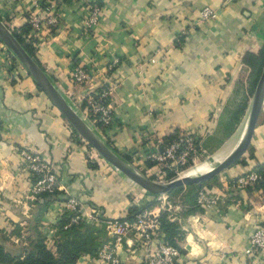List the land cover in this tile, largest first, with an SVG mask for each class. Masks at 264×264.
<instances>
[{
  "label": "crops",
  "instance_id": "1",
  "mask_svg": "<svg viewBox=\"0 0 264 264\" xmlns=\"http://www.w3.org/2000/svg\"><path fill=\"white\" fill-rule=\"evenodd\" d=\"M95 4L101 11L88 26L89 6ZM204 6L215 9L216 17L201 19ZM33 17L39 19L37 27ZM0 19L10 31L31 24L26 39L34 37V60L77 113L76 107L85 112L87 96L110 89L113 120L101 130L119 153L143 149L146 145L137 144L145 135L157 140L212 126L211 115L218 116L233 89L243 86L244 56L259 53L264 44V0H0ZM76 68L88 77L75 81ZM72 137L29 75H13L0 47V230L10 231L15 223L26 226L34 211L36 195L24 201L21 192L11 189L27 184L22 150L61 165V184L70 196L78 190L75 184L86 185L93 189L89 205L105 208L109 220L126 215L129 206L122 205L124 198L116 201V190L89 185L102 180ZM243 156L226 171L228 179L210 188L215 207L190 213L179 202L168 213L183 234L178 241L182 264H264V253L252 257L244 252L254 229L264 227V193L253 186L229 188L235 176L264 165V101ZM13 174L19 178L10 182ZM63 204L58 199L49 204L42 230V224L54 222L55 213L61 214ZM157 233L158 238L141 241L128 231L119 243L107 233L103 248L107 245L119 264H143L157 241L165 242L160 228ZM20 241L16 236L8 240L10 247ZM81 260L109 264L89 255Z\"/></svg>",
  "mask_w": 264,
  "mask_h": 264
},
{
  "label": "rangeland",
  "instance_id": "2",
  "mask_svg": "<svg viewBox=\"0 0 264 264\" xmlns=\"http://www.w3.org/2000/svg\"><path fill=\"white\" fill-rule=\"evenodd\" d=\"M12 32V31H11ZM0 47L1 52L3 53L5 61H7V65L9 66V69L11 72H13L14 76H18L19 73H22L24 75H29L26 68L23 66V64L20 62V60L16 57V55L0 40ZM261 50H263V53L258 54V57L256 58V55H253L254 53H247L246 56H244V62L247 66H243L246 68L245 70V79L241 81V84L243 86H236L233 89V92L231 96L228 98L227 102H224L221 104L220 109H217L219 115L214 116L211 115L212 123L210 124L212 126H209L207 124V128H203L204 130L202 132H199L198 134L192 133L189 134L187 132H175L174 135L176 139L178 136L183 137H191L192 138V147L193 150L190 151V153L187 155L186 159L182 161L181 159L176 160H164L162 162H157V160H153L151 158L152 153H157L163 150V148L168 145L170 142L169 140H165L164 137L157 138V140H154L155 137H149L151 135H145L142 136V138L138 139L137 145H146L143 149H136L134 146V149L131 152L128 153H119L116 148L113 146V143L104 135V131L101 130V128H105L104 125L101 124L98 120V115H96L93 110L91 109V106L83 105L86 107L85 112H81V110L78 109V113L80 116H82L83 120L88 124V126L98 135V137L108 146L110 150H112L115 154H117L119 157H121L124 161H126L130 167L135 170L136 172L140 173L141 175L150 178L154 181L161 182V183H168L173 179L182 177V176H196L204 173L205 171H208L212 168H214L223 158H225L237 145L239 142L249 116V111L251 107V101L252 96L254 93L255 86L257 84V81L261 75L263 66H264V44L261 47ZM249 54V55H248ZM253 55L254 57L250 56ZM11 67V68H10ZM29 77L33 80V78L29 75ZM34 81V80H33ZM40 89V88H39ZM41 95L45 97L46 102L50 103V107L57 113V116L60 120L63 121V124L67 129H70L72 131V138L75 141V145H81L83 149V153L85 156V159L87 160L86 164L89 168L95 169L94 175L97 177V179H101L102 181L97 182L94 184L91 182L89 185H95L97 187V191H115V198L117 202H120V198H124L126 201L122 202L124 200H121L122 205H128L129 207H135L137 209L144 208V210H149L150 208H155V211H157V207L162 205V203L167 202L170 204V206H166L167 209L170 210H164L166 213L173 212L175 205L179 204V202L183 201V197L185 196L186 191L189 189L188 186L183 185V190L179 193H175L173 195H169V192L165 194H153L146 189L139 186L137 183L129 179L124 173H122L119 169L114 167L111 163L106 161L98 152L97 150L87 142L70 124V122L66 119V117L62 114V112L58 109V107L50 100V98L46 95V93L41 89ZM74 105V103H72ZM223 106V107H222ZM83 107V108H84ZM75 130V132L73 131ZM173 134V133H172ZM172 139V141L174 140ZM136 145V144H135ZM250 145V144H249ZM71 150V149H70ZM26 151L28 153V150H22ZM34 154V153H33ZM244 157L243 155L240 156L237 161H242ZM25 159V158H24ZM39 161L37 162H22L24 170L26 171L28 177L26 178V186L23 189H20L19 186H14L11 188L12 191L15 187V192L22 193L24 201L26 200V195L32 194L36 195L39 191L37 190L38 186H43L46 183L42 182L38 185L39 180H43L44 175H46L47 170L44 168V173L40 172L39 175H36L35 178L31 181L30 179V173L28 169V165H37L41 164L39 167H42V165H45V167H49V171L57 170L56 173V184L55 189L58 192V195L56 198L58 200L63 201V210L62 212L67 209L65 206V203H68L69 199H75L78 202V208L76 213L81 218H88L89 220L96 221L97 219L106 218L109 219L107 214L110 215V212L107 213L105 211V208L96 206L93 207L89 205V201H92L90 198V195H92V188H88L86 185H81L80 183L77 185L75 184L76 188L78 190L73 189V192H71V196L67 193V188L62 186L61 184V174H62V166H58L55 164H52V162L49 161H43L39 157ZM232 165V164H231ZM228 166L226 169L222 170L218 174L210 177L209 179H206L200 183H197L198 185L204 186L208 191H210L213 184L221 183L225 179L226 171L231 167ZM15 171V169H14ZM34 173V172H33ZM33 175V174H32ZM35 175V174H34ZM19 178L17 175H11L9 176V181L11 182L13 180L16 181ZM12 179V180H11ZM29 179V180H28ZM106 181V182H105ZM232 179L230 180L231 183ZM30 183V185H28ZM60 185V186H59ZM118 185V186H113ZM255 187V186H253ZM257 189V188H256ZM37 190V191H36ZM196 190V189H195ZM36 191V192H35ZM67 191V192H66ZM118 191H121L119 196H116V193ZM67 196H63V195ZM30 196V195H29ZM58 196H61L59 198ZM29 199V198H28ZM30 200V199H29ZM31 201V200H30ZM56 201V200H54ZM115 201V203H116ZM13 207V209H18V206H15L13 203H10ZM113 204V203H112ZM122 205L118 206L119 213L124 211V209H120ZM149 205V206H147ZM128 207V208H129ZM127 208V210H128ZM12 209V210H13ZM48 212V208L45 210V213ZM44 213V214H45ZM107 213V214H106ZM13 214H18L17 212H13ZM43 214V216H44ZM59 214V215H61ZM59 215L55 213L53 215L54 222L51 223L49 226H44L45 229L43 230L45 233L49 235L51 238L53 230L52 226L55 224L56 220L58 219ZM49 228V229H48ZM183 238V237H182ZM19 241V240H18ZM50 243V242H49ZM181 243V242H180ZM7 247L11 246V243L7 241ZM103 248V247H102ZM102 248L100 249L97 256H95V260L97 262L98 259H103L106 262L110 261L99 258V254L102 253ZM104 253H102L103 255ZM84 256V255H83ZM82 257V256H81ZM80 257V258H81ZM80 258L77 261V264H95L94 260L91 261H84L80 260ZM146 258V254H145ZM144 258V259H145ZM105 264V263H104ZM145 264V262L143 263Z\"/></svg>",
  "mask_w": 264,
  "mask_h": 264
},
{
  "label": "trees",
  "instance_id": "3",
  "mask_svg": "<svg viewBox=\"0 0 264 264\" xmlns=\"http://www.w3.org/2000/svg\"><path fill=\"white\" fill-rule=\"evenodd\" d=\"M31 28V24L26 22L18 29L12 30V34L27 53L34 58V37L31 36L30 39H26V35L30 32ZM262 53L263 50L260 49L257 55H253H256L257 58L258 54L261 56ZM253 55L250 56L254 57ZM34 83L40 88L35 81ZM106 102L104 101V103ZM73 131L75 132V130ZM174 133L164 136V139H170L168 142L172 141L176 136ZM237 162L239 161L236 160L234 163ZM256 170L258 172L264 171V165L256 166ZM30 173L33 174H30L31 181L36 175H39L36 172ZM186 186L189 189L183 197L184 200L181 201L186 205V212L192 213L193 211L200 210V206L197 204L198 189L204 186L197 183ZM183 188V186L175 187L169 192V195L179 193ZM254 188L256 189L257 186ZM57 195L56 189L52 192L43 190L36 193L34 211L27 225L22 226L19 223H15L10 231L0 230V264H77L78 259L83 255L91 257L98 255L100 249L109 239L106 229L109 219L100 217L96 221H91L88 218H81L75 211L65 209L51 227L53 230L51 238L41 229L43 214L49 204L57 200ZM37 198L41 199V201ZM145 208L146 206L139 209L129 207L126 215L115 219V221L131 222ZM77 215L79 218L74 222L72 219ZM159 223V228L164 233L165 242L178 247L182 252L183 250L179 246L178 241L182 239L183 234L178 224L175 221H171L168 213L164 210L159 214ZM10 236L19 237L21 241L18 244H13L12 247H7L5 243L9 240Z\"/></svg>",
  "mask_w": 264,
  "mask_h": 264
},
{
  "label": "built area",
  "instance_id": "4",
  "mask_svg": "<svg viewBox=\"0 0 264 264\" xmlns=\"http://www.w3.org/2000/svg\"><path fill=\"white\" fill-rule=\"evenodd\" d=\"M225 2H230L233 0H224ZM53 7V4L50 8ZM100 6L99 5H90L88 17L86 20V24L88 26L93 25L97 22L99 14H100ZM217 15L215 9L204 6L200 11L201 19H213ZM48 21L53 22L52 18L49 17ZM39 22L38 17H33L31 23L34 27H37V23ZM88 77V73L82 68H76L73 73V78L77 82H81ZM110 96V89L103 88L99 95L95 96H87V103L91 106V109L95 114H98V120L105 127L108 126L113 120L112 107L110 103L106 100ZM96 97V98H94ZM104 101L106 103H104ZM193 150L192 147V138L191 137H183L178 136L176 139L171 141L168 145H166L162 151L157 153H152L150 156L153 160H157V162H162L164 160H176L181 159L184 161L190 151ZM194 151V150H193ZM21 157L25 158L26 162H37L39 161V157L36 154L28 153L26 151H21ZM41 164L37 165H28L29 172H36L40 174V172L44 173L47 170L46 175H44L43 180L38 181V185L42 182L46 183L43 186H38L37 190L43 191L47 190L52 192L55 189V184L57 181L56 173L53 171H49V167H39ZM45 168V170H44ZM249 186H257V190L264 193V171L258 172L256 167L249 169L247 172L237 175L232 179L229 184V188L231 190H241L247 188ZM36 190V191H37ZM35 191V192H36ZM197 204L205 210L213 208L216 206V199L210 192L205 188L201 187L198 189L197 196ZM67 209L72 211H77L78 202L75 199H69L68 203H65ZM166 206H170L167 202L162 203V205L158 206L155 211V208L144 210L139 212L133 221H122L118 222L115 220H109L107 222V233L113 235L115 238V242L119 243L121 241L122 235L125 232L132 231L134 235L140 239L141 241H150L153 238H158L159 231V214L162 210H166ZM79 216H75L72 220L76 222ZM158 240V239H157ZM245 254L257 257L264 253V227L257 226L254 231L251 233L248 239V246L245 248ZM102 253H104L102 255ZM102 253L99 254V257L104 258L111 262V264H119L118 257L114 256L110 251V248L105 245L102 249ZM181 251L178 247L163 242L161 240L157 241L155 247L146 254L145 264H182L181 261ZM194 264H205L196 262Z\"/></svg>",
  "mask_w": 264,
  "mask_h": 264
},
{
  "label": "water",
  "instance_id": "5",
  "mask_svg": "<svg viewBox=\"0 0 264 264\" xmlns=\"http://www.w3.org/2000/svg\"><path fill=\"white\" fill-rule=\"evenodd\" d=\"M0 40L16 55L29 75L46 93L50 100L58 107L73 128L91 144L97 152L114 167L124 173L129 179L137 183L142 188L153 194H165L173 188L193 183H200L210 177L218 174L228 166L233 164L247 150L257 123V119L264 101V66L261 75L257 81L252 96L251 107L245 130L233 150L223 158L214 168L205 171L196 176H182L171 180L168 183H161L147 178L133 170L130 165L121 157L115 154L98 137V135L88 126L83 118L73 109L65 100L62 93L54 86L46 73L41 69L38 63L30 56L23 46L13 36L12 32L0 19Z\"/></svg>",
  "mask_w": 264,
  "mask_h": 264
}]
</instances>
